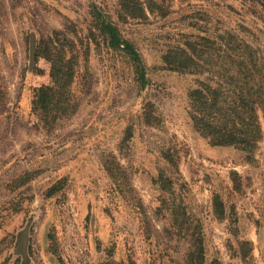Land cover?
<instances>
[{
  "label": "rangeland",
  "instance_id": "obj_1",
  "mask_svg": "<svg viewBox=\"0 0 264 264\" xmlns=\"http://www.w3.org/2000/svg\"><path fill=\"white\" fill-rule=\"evenodd\" d=\"M142 1L133 18L120 0H0V264H188L193 235L208 262L264 264V134L251 155L212 145L189 115L209 74L164 62L227 31L264 55V0ZM54 32L76 56L77 109L47 127L32 101L49 63L35 73L29 49Z\"/></svg>",
  "mask_w": 264,
  "mask_h": 264
},
{
  "label": "trees",
  "instance_id": "obj_2",
  "mask_svg": "<svg viewBox=\"0 0 264 264\" xmlns=\"http://www.w3.org/2000/svg\"><path fill=\"white\" fill-rule=\"evenodd\" d=\"M120 5L126 16H146L148 5L142 0H120ZM99 28L109 39L110 47L139 57L135 46L122 38L116 25L104 21ZM60 35L54 32L48 39L33 40L29 49L35 73H44L39 66L41 59L49 63L51 82L35 87L32 101L33 111L47 127L77 109L69 98L77 60L70 50V41ZM164 62L171 70L209 74L207 80H199L189 92V115L195 129L214 146H234L253 154L264 134L263 53L227 31L212 39L200 36L198 42L187 41L184 47L169 50ZM214 206L222 217L224 205L218 195L214 196ZM191 239L188 264H221L217 259L208 262L201 236L193 235Z\"/></svg>",
  "mask_w": 264,
  "mask_h": 264
}]
</instances>
